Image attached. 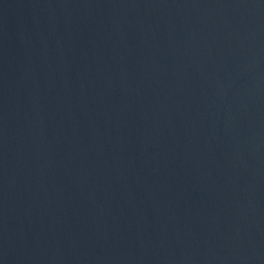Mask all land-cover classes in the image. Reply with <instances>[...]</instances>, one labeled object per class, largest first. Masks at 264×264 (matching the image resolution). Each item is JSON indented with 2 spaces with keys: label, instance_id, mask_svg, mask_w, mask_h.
Instances as JSON below:
<instances>
[{
  "label": "water",
  "instance_id": "water-1",
  "mask_svg": "<svg viewBox=\"0 0 264 264\" xmlns=\"http://www.w3.org/2000/svg\"><path fill=\"white\" fill-rule=\"evenodd\" d=\"M0 264H264V0H0Z\"/></svg>",
  "mask_w": 264,
  "mask_h": 264
}]
</instances>
